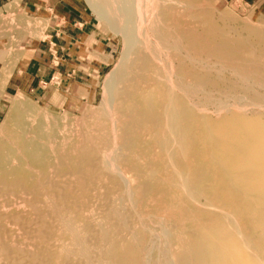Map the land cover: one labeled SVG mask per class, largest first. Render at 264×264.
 I'll use <instances>...</instances> for the list:
<instances>
[{"label": "rangeland", "instance_id": "374dc122", "mask_svg": "<svg viewBox=\"0 0 264 264\" xmlns=\"http://www.w3.org/2000/svg\"><path fill=\"white\" fill-rule=\"evenodd\" d=\"M31 1L0 0V173L4 184L13 180L11 175L16 170L42 181L34 189L5 190L0 185V264H32L29 256L42 251L51 253L52 264L67 260L107 264L103 259L107 249L103 238L111 228V211H107L110 205L121 206L129 216V227L119 232L120 238L130 239L133 232L140 230L145 246L140 254L142 264H175L177 253L183 249L177 239L180 231L172 227L174 222L156 200L149 204L150 197L139 198L138 206L134 189L138 180L131 168L147 169L157 161L153 156L161 155V150L152 146L149 152L143 149L139 156L131 150L125 153L119 136L127 118L123 109H117L118 91L129 78L139 76L160 83L170 94L181 97L197 115L209 120L233 113L247 118L264 116V52L246 37L251 31L264 41V0H62L65 14L86 15L91 25L90 38L75 50L81 60L65 63L55 54V47L62 51L64 46L60 35L65 16L56 9L35 11ZM203 19L215 28H225V39L245 44V53L241 50L238 54L245 61L239 59L238 63L246 67L256 62L258 73L203 53L192 54L181 35L200 31L205 25ZM137 54L149 60L147 73L135 69ZM181 68L184 74L179 72ZM188 72L211 74L227 86H197L186 75ZM139 83L138 88L144 89ZM142 134L145 144L150 138ZM81 144H87L94 156L92 162L81 167L88 171L83 182L88 195L79 192L80 182L72 166L60 164L61 158L75 152ZM165 151L162 158L167 166L154 177L171 170ZM66 166L71 170H66ZM113 178L117 185L110 183ZM28 183L25 185L30 186ZM56 188L73 194L65 211L72 222L71 236L52 211L57 199L51 189ZM33 198L39 207L33 205ZM38 223L47 226L48 236L43 237ZM85 226L89 227V234ZM84 244L99 248L90 251Z\"/></svg>", "mask_w": 264, "mask_h": 264}, {"label": "bare ground", "instance_id": "6f19581e", "mask_svg": "<svg viewBox=\"0 0 264 264\" xmlns=\"http://www.w3.org/2000/svg\"><path fill=\"white\" fill-rule=\"evenodd\" d=\"M203 23L205 25L204 27L202 25L203 28L200 31L184 32L181 35L182 38L184 37L187 40L192 54L203 53L216 60L220 59L225 63L239 66L243 70L248 69L250 72L258 73L260 68L255 65L256 62H253L254 64L250 66L245 65L246 67L241 65L242 63H238L240 60H242L241 62L245 61L242 55L244 59H241L242 57L238 55L241 50L243 51L247 48L245 44L239 40L225 39L224 30L226 29L213 27L214 25L212 26L208 19H203ZM254 33L249 31L246 34L247 40L254 43L258 50L264 52V41ZM243 53H245V50ZM136 57L135 69L141 73H147L150 69L149 60L140 54H137ZM183 70L181 68L179 72L184 74ZM193 72L185 74L197 86L201 84L203 88L204 86L205 88H219L221 85H225L221 82V79L220 81L217 78H212L211 74L205 73L204 75L199 74V76L197 75L198 73ZM138 83L145 90L139 89ZM225 83L228 84L227 81ZM162 86H160V83H152V81L144 77L134 76L129 78L127 83L118 91L117 109H123L127 118V122L125 121L126 123L121 124L123 129L119 136L121 145L128 149H123L125 153L131 150L133 154L139 156L143 149L149 152L152 146L161 150V155L153 156L156 157L157 161L150 166L148 165L147 169H142L143 172L137 167H131L132 171H134V177L138 180L134 186L138 197H136V200L139 198L145 200V198L149 199L150 197V201H146L149 204L156 200L157 205L164 206L163 210L167 212V214L165 212L162 213L169 215L174 222L172 227L180 231L177 239L183 249L177 253V256L175 255V264H264V118H262L264 116L260 114L262 117H254L255 115L250 114L253 118H247L233 113L226 116L222 115L220 119L209 120V118L197 115L181 97L176 94H170ZM142 133H145L150 138L145 144L142 141L144 138L141 140ZM106 141L108 142V140ZM3 146L5 147L4 149L7 148L6 145L3 144ZM0 148L2 149V146ZM163 150L167 151L166 154L169 158L167 161L171 170L167 169L168 171H163L161 176L154 177L156 172L162 173L161 170H164L167 166L165 159L163 160L162 158ZM68 154L64 159L61 158L60 164L72 166L73 172L77 174L80 182L78 186L79 192L84 193L87 185L83 182L86 180L85 177L88 171L84 172L85 170L81 167L93 161L92 151L87 144H81L75 152ZM33 157V154L29 156V160L32 161ZM139 160L138 162H140ZM69 167L66 166L65 169L67 170ZM90 171L93 173V169ZM13 174L11 175L14 177L13 180L4 184L0 173V185L5 190H15L18 187H21V190L27 187L34 189L42 181L39 180V177L36 179L33 176L36 180L31 184L30 182L33 181V178L23 172L21 173V170H16ZM27 182H29L30 186L25 185ZM110 183L117 185L114 178L110 179ZM76 184L78 183L76 182ZM46 186H42L43 189ZM46 188L44 189L45 191ZM55 190L51 189L56 195L55 199H57L53 204L52 211L60 220L63 229L71 236L73 234L72 222L65 211L73 194H71L70 190L62 188H56ZM92 191L94 193V190ZM36 196L34 195L33 197L35 198ZM83 197H86L88 201L87 196ZM34 198L30 199L33 200L31 201L33 203L35 201ZM37 198L39 201L42 200L41 197L37 196ZM74 199L76 198L74 197ZM196 202L200 203V205L195 206L193 203ZM137 203L139 206V200ZM39 204L41 205L40 207L43 206L42 203ZM85 204L87 205V203ZM33 205L36 207L37 203ZM37 206L39 207V205ZM110 206L107 207V211H111V223L109 224L111 228L103 238L104 243L107 244L103 259H105L107 264H142V255L140 254L143 253L145 246L140 230L139 233L132 230L133 233L130 235V239L125 238L124 240L122 237L120 238L119 232L129 227L126 221L129 216L122 210L123 208L121 209V206L119 208ZM43 211L44 209L40 213L42 212L43 214ZM73 211L75 212V210ZM75 218V221L77 218L79 221V217ZM88 228V226H85L86 233L89 234ZM46 230L47 226L41 223L40 233L43 237L47 234ZM182 232H184L183 235L181 234ZM56 234L54 233V235ZM94 245H86L85 247L90 251L99 248ZM71 252L75 253L74 247H72ZM54 253L57 252L55 251ZM51 259V253L46 251L33 253L29 256L32 264H52ZM67 261L61 264H78Z\"/></svg>", "mask_w": 264, "mask_h": 264}, {"label": "crops", "instance_id": "0c3cea01", "mask_svg": "<svg viewBox=\"0 0 264 264\" xmlns=\"http://www.w3.org/2000/svg\"><path fill=\"white\" fill-rule=\"evenodd\" d=\"M30 6H34V10L41 13L50 12V10H60L59 12L65 16L66 20L62 27V33L60 37L64 42V46H62V51L55 47V54L57 57L63 59L64 62H71L73 60L80 61L81 58L77 57L78 50L77 46H83V42H86L87 38L89 39L90 34L89 30L91 25L86 21L85 16L81 15V13H77L79 16L75 14H65L61 8L64 6L61 4L62 0H32ZM57 37V36H55ZM57 41V40H55ZM59 43V41H57ZM64 56V57H63Z\"/></svg>", "mask_w": 264, "mask_h": 264}]
</instances>
